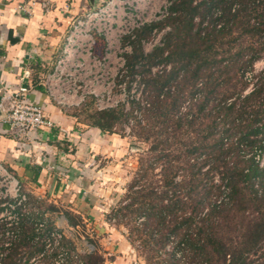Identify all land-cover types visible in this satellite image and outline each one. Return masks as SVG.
Wrapping results in <instances>:
<instances>
[{
    "label": "trees",
    "instance_id": "trees-1",
    "mask_svg": "<svg viewBox=\"0 0 264 264\" xmlns=\"http://www.w3.org/2000/svg\"><path fill=\"white\" fill-rule=\"evenodd\" d=\"M171 13L137 30L127 56L130 69L140 64L150 107L134 106L140 118L122 109L88 116L102 133L133 119L136 137L153 138L128 201L106 220L131 223L147 263L253 264L264 258V69H253L264 57V0H176ZM165 27L164 45L143 55L140 41ZM156 63L170 71L150 76ZM157 166L161 184H144ZM28 222L6 264H19L18 249L31 244ZM82 258L103 263L94 252Z\"/></svg>",
    "mask_w": 264,
    "mask_h": 264
},
{
    "label": "built area",
    "instance_id": "built-area-1",
    "mask_svg": "<svg viewBox=\"0 0 264 264\" xmlns=\"http://www.w3.org/2000/svg\"><path fill=\"white\" fill-rule=\"evenodd\" d=\"M175 1L104 0L95 9L73 15L68 21L60 53L41 81L49 102L60 108L74 109L93 99L96 111L122 109L140 118L141 110L149 108L150 102L140 64H135L133 69L127 65V56L133 50L131 41L137 30L167 19ZM41 8L49 12L53 7L44 2ZM195 21L199 19L196 17ZM168 30L169 27L154 28L150 38L142 39L143 55L162 47ZM147 70L150 76L163 75L170 71V64H152ZM137 105L141 110L134 107ZM0 113L7 125L8 136L22 148L37 142L38 130L54 126L44 107L27 100L21 92L5 91L0 96ZM128 122L132 125L130 119ZM126 132L130 133L129 126ZM33 212L38 216L34 220L35 232H42L47 214L40 213L29 203L19 180L0 163V264H5V250L19 239L22 220H33ZM109 222L114 223L115 219ZM62 238L55 230L46 231L43 242L47 251L61 248ZM38 259H29L28 264H37ZM62 262L60 258L53 264Z\"/></svg>",
    "mask_w": 264,
    "mask_h": 264
},
{
    "label": "crops",
    "instance_id": "crops-1",
    "mask_svg": "<svg viewBox=\"0 0 264 264\" xmlns=\"http://www.w3.org/2000/svg\"><path fill=\"white\" fill-rule=\"evenodd\" d=\"M44 2L52 4L49 12L41 8ZM88 8V0H0V96L5 91L21 92L42 105L54 122L51 129L37 131V142L22 148L8 136L0 113V163L19 180L29 202L52 204L43 210L47 219L51 211L58 212V224L76 228L87 222L92 230L103 226L109 231L105 219L101 223L102 214L91 193L92 175L86 170L92 162L89 154L115 151L117 141L79 123L73 110L49 102L41 85L60 53L68 21ZM87 154L89 158L84 157ZM114 237L120 248L115 245L118 256L113 255L109 264H133L125 234Z\"/></svg>",
    "mask_w": 264,
    "mask_h": 264
},
{
    "label": "rangeland",
    "instance_id": "rangeland-1",
    "mask_svg": "<svg viewBox=\"0 0 264 264\" xmlns=\"http://www.w3.org/2000/svg\"><path fill=\"white\" fill-rule=\"evenodd\" d=\"M88 9H91L88 8ZM197 22V21H196ZM170 30V28H169ZM169 30L167 32H169ZM152 33V32H151ZM151 33L148 38H150ZM166 35V34H165ZM253 69L255 71H261L264 69V57L255 62ZM251 72H247L245 74L246 77H250ZM94 103L93 99H89L87 104L81 106L79 108L70 109L73 110L71 113L76 114L77 121L81 124L88 125L89 123V115L92 111H94ZM132 121V125H128L129 122H124L122 124H118L114 131L115 133H106V135L110 137H115L117 144L115 147V151L108 152L105 154H89L90 158H92V162L89 166H87V173L91 176V193L96 197L97 205L100 208V212L102 214V221L105 219L106 224L108 220H106L107 215H112L113 212L119 207V204L123 205L128 200L126 196L128 195V186L133 181L135 177H137V170L139 168L140 160H144L147 157V150L150 145V141L153 138H149L148 140H144L143 137L138 138L132 133V127L134 126V120ZM145 122V121H143ZM130 127V133L127 134V127ZM112 143V142H111ZM85 158H89L88 154L84 156ZM261 164L264 163V154L261 157ZM90 169V171H88ZM160 168L157 166L154 171L147 175L144 184L152 182L155 185L161 184L160 178ZM90 177V176H89ZM33 207H35L40 213L43 210L51 208V203H40V202H29ZM46 216V227L42 232L36 233L34 229V220L38 217L34 212L31 216L33 220L30 219V223H25L27 225H31L34 233H32L29 237L30 245L27 248H19L17 251V262L19 264H28L29 259L39 258L37 264H53L55 261H60L62 259V264H84L83 258L85 255L90 253H96L103 258L102 264H109L111 258H115L114 256H118L114 252L115 245L119 247L118 241H116L114 235L118 233L125 234L128 242L132 248V257L128 258L129 261H132L133 264H167L163 259L156 258L153 259L151 263L146 262L147 254L149 253L147 249H144L140 243V240L134 239L135 234H130L131 232V223L127 225H116V223H108L110 225L109 231L105 230L103 226L102 229L100 227L92 230L91 226L83 223L76 228L68 227L66 224H58L60 222V215L58 212L48 213ZM128 220V219H127ZM124 220L125 222H128ZM142 219H139V221ZM100 222V221H99ZM52 224V225H51ZM58 226L56 227V225ZM25 225V226H27ZM49 225V226H48ZM51 225V226H50ZM24 226V229H25ZM55 230L63 236L60 240L61 248H54L51 251H47L44 244V234L46 231ZM98 230V231H97ZM22 231V228H21ZM128 236H127V235ZM130 234V235H129ZM22 233L20 234L21 237ZM134 240L130 242L128 237ZM19 239L12 244V246L17 243ZM94 246L95 249H91L90 246ZM11 247L5 250L6 255L10 254ZM98 247V249H96ZM170 247V246H169ZM47 251V252H46ZM261 251L264 255V244L262 246ZM44 255V256H43ZM114 255V256H113ZM40 256H43L40 258ZM164 257V256H162ZM6 258V257H5ZM255 261L253 264H264V258L262 257H253ZM166 260V258H164ZM163 263H162V262ZM5 263V261L3 260ZM6 264V263H5Z\"/></svg>",
    "mask_w": 264,
    "mask_h": 264
},
{
    "label": "water",
    "instance_id": "water-1",
    "mask_svg": "<svg viewBox=\"0 0 264 264\" xmlns=\"http://www.w3.org/2000/svg\"><path fill=\"white\" fill-rule=\"evenodd\" d=\"M104 0H88L91 9L98 7Z\"/></svg>",
    "mask_w": 264,
    "mask_h": 264
}]
</instances>
